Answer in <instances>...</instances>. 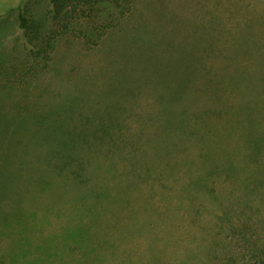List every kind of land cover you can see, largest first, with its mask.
Segmentation results:
<instances>
[{
  "label": "rangeland",
  "instance_id": "1",
  "mask_svg": "<svg viewBox=\"0 0 264 264\" xmlns=\"http://www.w3.org/2000/svg\"><path fill=\"white\" fill-rule=\"evenodd\" d=\"M50 7L0 0V264H222L239 232L262 233L264 36L234 47L238 66L233 48L196 49L158 31L193 20L223 41L264 0H137L98 44L97 22L79 21L45 61L27 47L19 13ZM209 59L205 75L223 91L182 116L181 76ZM196 121L211 130L195 132ZM100 122L113 125L98 138ZM67 138L73 146L57 152Z\"/></svg>",
  "mask_w": 264,
  "mask_h": 264
},
{
  "label": "trees",
  "instance_id": "2",
  "mask_svg": "<svg viewBox=\"0 0 264 264\" xmlns=\"http://www.w3.org/2000/svg\"><path fill=\"white\" fill-rule=\"evenodd\" d=\"M136 1L137 0H50L51 7L46 14L36 17L35 15H28L26 12L21 11L19 13V30L23 32L24 39L26 40L30 52L38 58L49 61L51 60L50 53L54 48L55 41L59 37L73 32L76 23L79 21H84L86 23L97 22V26L93 28V31L94 35H96L95 38H97V40L95 39L94 44H98L105 36H107L111 29L120 26V22L132 12ZM107 7L116 9L118 13L115 15L113 13L103 15L105 13H103L105 10L104 8ZM259 12L260 13H258L257 17L250 18L249 21L245 18L247 15L244 13L242 14V11L238 12L236 10H230L228 14L230 13V15H232L231 17L239 16V14L243 17L241 18V23H243L245 18L242 26L245 30L243 29L240 35L231 32L229 33L228 38L223 41L219 40L222 36L221 33L217 35L216 31H214L212 35H209L208 28L203 27L201 23L195 21L192 22L193 20L191 23L188 22L189 24L187 26H182L183 29L178 28L180 33L173 34L169 30L164 29L159 30L158 32L166 41L172 40L179 44L190 45L196 49H206L207 51L215 50L218 53L228 52L231 54V49L233 48L234 53V47L238 46L235 47L236 52L242 53L244 50H241L240 46H244L247 50L248 41L251 37H253V44H257L259 38L264 36V34L260 32L261 29L264 28V9ZM49 19L55 22V27L49 26ZM228 32L229 30L227 33ZM256 32H258L260 36L258 35V37H255ZM236 52L233 55L231 54V56H233V58L234 56L236 57L234 59L238 66H240L242 61L237 57ZM211 59L207 60L199 68V73L197 72L194 75H187L189 77L181 76L183 80V88L184 90H188L187 94H184V99L181 97L177 105L185 109L182 110V116H187L188 113H192L191 116L195 115L191 109L198 107L196 106V104H198V101L196 100L207 99L209 96H216L217 93L223 91L218 88V84L212 76L205 75L208 74L207 68H210L211 66ZM204 69L205 72L202 74ZM188 93L194 94V99H191ZM176 112H178V110ZM138 116L140 119H147L144 114H138ZM109 125L113 124H103L100 122L99 126L95 128V136L98 138L102 137L98 134L100 132H108ZM193 126L194 131H198L199 133L206 134L211 130L209 125L204 121H196ZM87 130L89 132L91 131V129L77 130L78 133L82 132L85 141L87 140V134L84 132H87ZM117 140V138L113 139V141L116 142ZM73 143L74 142L70 141L68 138L63 140L59 145L57 152L64 151L69 148V146L72 147ZM59 156L60 159L62 156ZM262 228L263 234L256 233L254 229H251L254 232H239V235L234 237L233 248L226 255L222 264H264V226Z\"/></svg>",
  "mask_w": 264,
  "mask_h": 264
}]
</instances>
